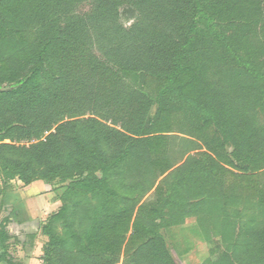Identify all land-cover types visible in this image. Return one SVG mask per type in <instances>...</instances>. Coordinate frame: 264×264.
<instances>
[{"label": "trees", "instance_id": "obj_1", "mask_svg": "<svg viewBox=\"0 0 264 264\" xmlns=\"http://www.w3.org/2000/svg\"><path fill=\"white\" fill-rule=\"evenodd\" d=\"M15 180L64 187L42 264H176L194 215L264 264V0H0V212Z\"/></svg>", "mask_w": 264, "mask_h": 264}, {"label": "crops", "instance_id": "obj_2", "mask_svg": "<svg viewBox=\"0 0 264 264\" xmlns=\"http://www.w3.org/2000/svg\"><path fill=\"white\" fill-rule=\"evenodd\" d=\"M12 183L11 187L14 186L16 191L11 189L7 192L0 212V218L9 221L6 231L10 238V255L16 264H42V248L47 238L42 234L45 223L40 226L39 220L45 221L40 218L47 216L49 209V201L45 199L48 194L40 192L45 185H41V181L28 186L17 180Z\"/></svg>", "mask_w": 264, "mask_h": 264}, {"label": "rangeland", "instance_id": "obj_3", "mask_svg": "<svg viewBox=\"0 0 264 264\" xmlns=\"http://www.w3.org/2000/svg\"><path fill=\"white\" fill-rule=\"evenodd\" d=\"M89 10L90 4L85 3L77 8V13L84 14ZM132 10L134 9L130 8L129 6H123L119 10V23L124 28H130V26L136 20L137 13ZM167 131L171 133L185 132L179 127V124H173L172 127L167 128ZM28 144V141H24L21 143V145ZM41 185H45V188H41L40 192L42 195L48 194L46 195L47 198L45 199L46 201H49V209L46 212V214H48L47 216H41L43 218L40 219L45 221L41 222L39 220L40 226L43 223H46L52 214L57 212L61 205L60 196L64 191V187L61 186L58 182L51 185H48L45 182H41ZM12 187V190L16 191V188L14 186ZM153 197L154 196H150L148 198V201L153 200ZM197 220V216L194 215L188 218L185 224H183L182 226L173 227L161 231V234L164 237L168 249L176 264H204L207 259H211L212 261L218 259L219 253L221 252L219 238H213L210 242L206 241L203 236L204 231L203 233H201L196 225L198 223Z\"/></svg>", "mask_w": 264, "mask_h": 264}]
</instances>
